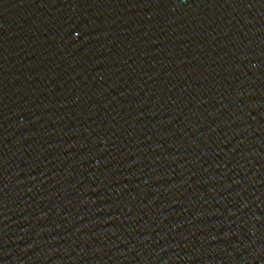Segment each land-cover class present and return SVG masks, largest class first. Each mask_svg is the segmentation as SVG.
Instances as JSON below:
<instances>
[{
	"label": "water",
	"instance_id": "obj_1",
	"mask_svg": "<svg viewBox=\"0 0 264 264\" xmlns=\"http://www.w3.org/2000/svg\"><path fill=\"white\" fill-rule=\"evenodd\" d=\"M0 264H264V0H0Z\"/></svg>",
	"mask_w": 264,
	"mask_h": 264
}]
</instances>
